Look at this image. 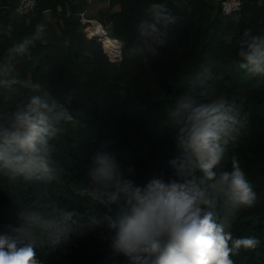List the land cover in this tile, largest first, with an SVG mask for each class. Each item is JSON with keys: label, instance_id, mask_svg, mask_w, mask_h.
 Segmentation results:
<instances>
[{"label": "trees", "instance_id": "obj_1", "mask_svg": "<svg viewBox=\"0 0 264 264\" xmlns=\"http://www.w3.org/2000/svg\"><path fill=\"white\" fill-rule=\"evenodd\" d=\"M152 2L36 0L32 14L15 16L2 7H15L17 0H0V118L7 122L33 95H72L75 116L50 142L51 179L0 174V232L19 223V214L47 218L66 210L74 213L70 223H85L101 214L103 206L81 192L91 187L90 156L102 141L114 142L110 147L118 151L122 164L135 168L138 184L161 170L170 175L168 161L176 151L160 126L174 98L195 84L199 99L224 95L244 101L247 129L229 146L222 168L230 171L235 157L257 194L253 207L237 213L230 231L260 243L232 259L234 264H264V74L238 67L243 33H264V0H242L230 15L222 14L220 0H160L177 22L159 55L145 62L128 48L139 46L137 27L150 20ZM82 12L109 27L110 38L125 43L116 58H109L96 39L82 33ZM36 35L40 38L24 55L10 51ZM103 232L106 229L97 228L51 254L42 247L38 256L44 264H126L122 257H112Z\"/></svg>", "mask_w": 264, "mask_h": 264}, {"label": "clouds", "instance_id": "obj_2", "mask_svg": "<svg viewBox=\"0 0 264 264\" xmlns=\"http://www.w3.org/2000/svg\"><path fill=\"white\" fill-rule=\"evenodd\" d=\"M148 14L150 20L140 21L137 27L139 46L128 48L145 62L159 55L177 22L160 0H153ZM39 38L27 37L10 51L24 55ZM238 56L241 70L264 74V33L245 31ZM72 100V95L63 99L33 95L7 122L0 118V174L52 178L50 142L62 125L75 121ZM247 124L242 99L224 95L199 99L193 84L174 98L160 126L176 151L168 161L170 175L161 170L138 184L135 168L122 164L118 151L110 147L114 142H100L90 156L91 187L81 195L102 205L103 212L85 223H70L74 213L66 210L47 218L19 214V223L0 232V264H44L38 256L40 248H48L51 254L97 228L106 229L102 235L112 257H122L126 264H234L232 256L260 243L256 237H234L230 231L237 213L253 207L257 194L235 157L230 171L222 168L229 146Z\"/></svg>", "mask_w": 264, "mask_h": 264}, {"label": "built area", "instance_id": "obj_3", "mask_svg": "<svg viewBox=\"0 0 264 264\" xmlns=\"http://www.w3.org/2000/svg\"><path fill=\"white\" fill-rule=\"evenodd\" d=\"M242 4V0H220V9L222 14L230 15L239 10ZM36 0H17V5L15 7L3 6L4 9H10L15 16L30 15L36 9ZM80 20L82 22V33L88 38H97L98 42L101 43V38L97 34L87 35L84 28L90 30L94 29V24H98L100 28L104 27L95 19H88L85 13H80ZM104 33L108 35L105 30ZM102 44V43H101ZM122 53V52H121ZM107 55V54H106Z\"/></svg>", "mask_w": 264, "mask_h": 264}, {"label": "bare ground", "instance_id": "obj_4", "mask_svg": "<svg viewBox=\"0 0 264 264\" xmlns=\"http://www.w3.org/2000/svg\"><path fill=\"white\" fill-rule=\"evenodd\" d=\"M86 34H97V36H101L102 47L106 51V53L110 56V58H116L119 55V52L122 48V43L117 39H112L108 35L104 33L103 28H100L98 24H94V29H86Z\"/></svg>", "mask_w": 264, "mask_h": 264}, {"label": "rangeland", "instance_id": "obj_5", "mask_svg": "<svg viewBox=\"0 0 264 264\" xmlns=\"http://www.w3.org/2000/svg\"><path fill=\"white\" fill-rule=\"evenodd\" d=\"M104 30H105V32L108 34V32H109V27H106V28H104ZM100 38H101V36H100ZM94 39H96L97 40V38H94ZM98 41V40H97ZM119 41V40H118ZM121 42V41H120ZM121 43H123V42H121ZM101 44V43H100ZM101 46H102V44H101ZM102 49H103V47H102ZM104 51V50H103ZM107 56L110 58V56L107 54ZM120 57V56H119ZM118 57V58H119ZM110 60V59H109ZM121 60V59H120ZM119 60V61H120ZM27 84H29V83H27Z\"/></svg>", "mask_w": 264, "mask_h": 264}, {"label": "water", "instance_id": "obj_6", "mask_svg": "<svg viewBox=\"0 0 264 264\" xmlns=\"http://www.w3.org/2000/svg\"><path fill=\"white\" fill-rule=\"evenodd\" d=\"M125 46V43H122V48H121V50L123 49V47ZM104 53H105V51H104ZM106 54V53H105Z\"/></svg>", "mask_w": 264, "mask_h": 264}, {"label": "crops", "instance_id": "obj_7", "mask_svg": "<svg viewBox=\"0 0 264 264\" xmlns=\"http://www.w3.org/2000/svg\"><path fill=\"white\" fill-rule=\"evenodd\" d=\"M46 17H47V18H49V15H48V13H46Z\"/></svg>", "mask_w": 264, "mask_h": 264}]
</instances>
